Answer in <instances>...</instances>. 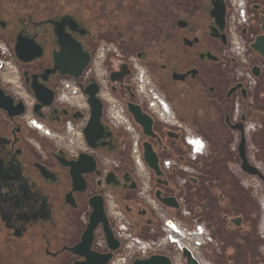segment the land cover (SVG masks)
Masks as SVG:
<instances>
[{
  "label": "flooded vegetation",
  "instance_id": "1",
  "mask_svg": "<svg viewBox=\"0 0 264 264\" xmlns=\"http://www.w3.org/2000/svg\"><path fill=\"white\" fill-rule=\"evenodd\" d=\"M5 97L0 264H111L170 214L263 259L264 0H0Z\"/></svg>",
  "mask_w": 264,
  "mask_h": 264
},
{
  "label": "built area",
  "instance_id": "2",
  "mask_svg": "<svg viewBox=\"0 0 264 264\" xmlns=\"http://www.w3.org/2000/svg\"><path fill=\"white\" fill-rule=\"evenodd\" d=\"M136 85L140 93L153 98L150 100L156 108H159L163 98L159 95L150 82L143 68L137 67ZM246 183L253 188L261 209L259 221V233L262 238L261 251L263 259L254 264H264V179L250 175ZM165 235L158 239H145L134 236L126 229L118 231L119 237L125 239V250L118 255L111 264H132L136 257H149L153 254H169L174 264H186L181 248L187 247L199 264H214L205 254L204 248L210 242V234L200 224L190 225L184 220L170 214L166 217ZM120 222L125 223L124 219ZM192 226V228H191ZM188 235L190 240L185 239Z\"/></svg>",
  "mask_w": 264,
  "mask_h": 264
},
{
  "label": "water",
  "instance_id": "3",
  "mask_svg": "<svg viewBox=\"0 0 264 264\" xmlns=\"http://www.w3.org/2000/svg\"><path fill=\"white\" fill-rule=\"evenodd\" d=\"M77 50V47H75V51ZM13 100L12 98L10 97H5V98H0V106L2 107H5V108H8L10 109V107L12 106ZM13 113V112H11ZM243 152V144L241 145V148H240ZM242 168L250 173V174H256V175H259L262 179H264L263 175L260 173V171H258V169H256L253 165L249 164V162L247 161L246 157H244V155H242ZM150 162V165L153 167V168H157L156 165L151 162L150 159H148ZM169 203V202H167ZM171 205V204H170ZM100 215H103L104 217V211L101 209L100 210ZM97 221L93 222L91 225H90V230L95 226V223ZM107 222V221H106ZM106 237H107V240H108V244L110 246V248L112 249H116L118 247V240L114 237L112 231L108 228V225H106ZM181 252H182V255L183 257L186 259V264H199L198 261L194 258V256L192 255L191 251L187 248V247H182L181 248ZM82 254L84 255H87L88 257V260L82 264H93V260L94 258L96 257L95 255L93 254H90L88 251L86 252H83ZM106 260H103L102 264H106ZM172 257L169 255V254H153L151 255L150 257L148 258H137L133 261L132 264H172Z\"/></svg>",
  "mask_w": 264,
  "mask_h": 264
},
{
  "label": "rangeland",
  "instance_id": "4",
  "mask_svg": "<svg viewBox=\"0 0 264 264\" xmlns=\"http://www.w3.org/2000/svg\"><path fill=\"white\" fill-rule=\"evenodd\" d=\"M248 190H249L251 197L255 198V200L258 203V200L255 197L253 188L250 186ZM216 240L218 241V247H219L217 248L218 250L215 247H210L206 251V252L209 251L208 256L213 261L214 264H224V263L225 264H239L240 262L242 264H250L251 262L256 261L258 259V255L260 254L258 253V249L255 247L246 248L245 246L240 247L239 245L238 247H233L232 245L224 247V244H222L223 240L221 238H217L216 236Z\"/></svg>",
  "mask_w": 264,
  "mask_h": 264
},
{
  "label": "trees",
  "instance_id": "5",
  "mask_svg": "<svg viewBox=\"0 0 264 264\" xmlns=\"http://www.w3.org/2000/svg\"><path fill=\"white\" fill-rule=\"evenodd\" d=\"M59 1H61V0H59ZM62 1H64V0H62ZM74 1H76V0H74ZM79 3H83V0H77Z\"/></svg>",
  "mask_w": 264,
  "mask_h": 264
}]
</instances>
